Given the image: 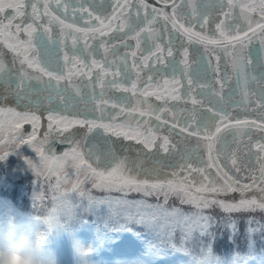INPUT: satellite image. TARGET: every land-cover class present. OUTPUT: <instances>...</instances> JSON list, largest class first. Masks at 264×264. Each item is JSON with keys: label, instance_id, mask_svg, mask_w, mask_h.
I'll return each instance as SVG.
<instances>
[{"label": "snow or ice", "instance_id": "snow-or-ice-1", "mask_svg": "<svg viewBox=\"0 0 264 264\" xmlns=\"http://www.w3.org/2000/svg\"><path fill=\"white\" fill-rule=\"evenodd\" d=\"M69 4V16L98 22V26L75 28L76 32H91L92 39L96 34L107 35L104 26L111 13L103 10L105 0H0V116L11 118L0 121V132L5 125L8 129L7 136L0 138V168L31 176L32 204L43 205L50 199L52 208L46 216L57 228L61 227L59 216L77 208L95 212L97 206L105 205L110 210L114 224L106 230L103 246L98 240L84 242L80 264H94L102 248L113 257H122L112 264H264V135L252 142L251 129L257 125L241 118L258 108V127L264 133V0H155V4L138 0L123 6L135 13L134 25L125 36L153 31L152 25L160 23L170 35L175 31L177 41L181 34L189 43L196 37V43L215 45L230 57L225 69L231 63L239 92L234 88L226 98L214 99L213 114H202L190 132L194 118H183L180 129L181 134L188 132L197 141L203 140L207 160L199 143L181 156L167 136L159 143L155 137L152 141L139 139L138 131L125 130L122 122L112 123L116 113L107 118L108 123L101 122L103 117L89 118L87 103L92 97L88 93L81 96L79 89L70 90L69 83H61L69 79L61 55L64 61H73L67 53L54 54L48 43L51 36L46 35L52 31L46 26L52 21L74 28L57 15L62 9L67 11ZM180 17L185 23H180ZM42 18L44 23H37ZM197 27L199 31H195ZM21 33L26 40L20 39ZM253 38L258 45L254 50L248 48ZM104 44L100 39L99 46ZM238 45L239 55L234 54ZM167 54L172 55L171 46ZM187 55L185 49V58ZM127 59L125 56L121 68ZM145 66L162 71L141 65ZM135 88L132 83L123 90ZM82 104L85 111H77ZM235 108L242 111L233 118ZM135 119L140 122L139 117ZM241 127L248 129L243 133L250 141L248 148L255 143L258 149L255 160L249 155L240 161L235 151L228 150L230 144L235 147L236 130ZM125 140L141 146L135 155L129 154L131 145L125 146ZM29 150L34 155L26 154ZM10 157L19 163H10ZM68 184L70 188L65 187ZM45 187L50 195L46 196ZM62 230L72 232L66 226Z\"/></svg>", "mask_w": 264, "mask_h": 264}, {"label": "flooded vegetation", "instance_id": "flooded-vegetation-1", "mask_svg": "<svg viewBox=\"0 0 264 264\" xmlns=\"http://www.w3.org/2000/svg\"><path fill=\"white\" fill-rule=\"evenodd\" d=\"M137 2L138 0H105L103 10L105 14L111 13L104 26L107 35L100 37L96 34V39H92L93 33L91 32L84 35L74 29L98 26L97 21L89 20L87 17L80 21L76 16H69L68 13L72 10L71 4H69L67 11L62 9L57 13L65 24H74V28L64 27L57 21H52L50 25H46L52 29L46 35L51 36L48 43L53 47L54 54L56 51L61 54L67 53L69 59L73 61L68 63L63 60L61 55L64 73L69 77L68 81H61V83H69L70 90L72 88L79 89L81 96L88 93L92 97V101L87 103L89 118L103 117L101 122L108 123L107 118L116 113L112 123L122 122L125 125V130L138 131L140 133L139 139L152 141L155 137V142L159 143L160 138L167 136L172 143L177 145L181 156L186 149H191L199 143L202 155L207 160V151L204 148L203 140L197 141L195 137L189 136L188 132L181 134L180 129L184 127L183 118H194L195 122L191 123L188 129L190 132L192 128L196 127V122L201 120L202 114L208 116L213 114L216 108V105L212 103L214 99L219 100L222 96L226 98L230 90L234 88L239 92V88L235 84L236 76L231 63H228L227 71L225 69V62L229 61L230 57L222 48H217L215 45L205 46L196 43V37H193L192 43H189L188 38L181 34L179 41H177L175 31L173 30L170 35L167 27L161 29L160 23L152 25L153 31L147 33L141 31L139 36H125L129 27L134 25L135 13L131 7H128L126 11L123 6L125 4L131 6ZM239 2H247V0H239ZM147 3L155 4V0H147ZM179 19L180 23H185L182 17ZM37 23L43 24V18ZM118 28L122 30L117 31ZM195 31H199V27ZM115 37H122V39H113ZM20 39L26 40V34L21 33ZM73 39L76 41L75 45H73ZM100 39L105 41L103 46H99ZM137 42H139L138 48L136 47ZM32 44L34 46L36 44L35 34L32 38ZM169 46L172 49L171 56L167 54ZM257 47L256 38H253V42L248 45V48L254 50ZM97 48L98 50H96ZM149 49H151L150 52ZM185 49L188 53L186 58L184 56ZM196 49L201 51L197 52ZM114 52L117 54L113 55ZM239 52L240 47L238 45L234 54L239 55ZM133 53L135 56L132 55ZM28 54L34 55L31 50ZM125 56L128 59L125 66L121 68ZM145 56L148 57L146 62L143 60ZM217 56L221 58L217 60ZM93 61L96 63L93 64ZM145 63L151 68H159L162 71L159 73L151 71L148 66L142 68L141 65ZM214 68L215 71H213ZM148 76H151V80L146 79ZM225 79H227V83H224ZM132 83L136 84L133 91L123 90L130 88ZM222 83L223 88L221 89ZM217 90H221L219 95H217ZM145 91L154 93V95L143 96L142 93ZM157 96L160 99H157ZM173 96L176 99H173ZM193 99L197 103L193 104ZM223 102H226V99ZM157 108H160L161 111L156 112ZM76 110L85 111V108L82 104ZM141 111L145 112L146 115L140 117ZM241 111L238 108L232 109V117H236L237 113ZM258 115L257 108L255 111L250 110L247 116L241 117L257 125L251 129L252 142L264 135L258 127L261 124V121L257 119ZM125 116L128 118L125 119ZM157 116L160 117L159 120L156 119ZM136 117H139V123L135 119ZM165 120L167 123H164ZM174 121L177 122L176 128L170 132L169 129ZM230 122L234 123L235 121L230 119ZM247 130L243 127L237 129L235 147L230 144L228 149L235 151L240 161L249 155H252L255 160L258 153L255 143L252 144L251 149L248 148L250 141L243 134ZM150 135H152L151 138H149ZM123 143L128 145L135 142L125 140ZM62 147L64 150L68 149L67 145ZM216 147L219 149V144ZM152 151H155V148ZM196 166L193 163V167ZM245 166H247V162H245ZM167 171L173 170L167 169ZM192 175L195 176L196 173H192ZM0 195L3 196L2 193Z\"/></svg>", "mask_w": 264, "mask_h": 264}, {"label": "rangeland", "instance_id": "rangeland-1", "mask_svg": "<svg viewBox=\"0 0 264 264\" xmlns=\"http://www.w3.org/2000/svg\"><path fill=\"white\" fill-rule=\"evenodd\" d=\"M9 119L11 118L7 116H0V121H7ZM28 127V125H25V128ZM7 131L8 129L5 125L3 132H0V138L6 137ZM151 137L152 135H150L149 138ZM129 145H131L129 152L130 155H135L136 149L141 147L135 143H130L125 146ZM57 150L58 149H56V151ZM26 154L34 155L30 152V150L27 151ZM57 154H60V151L59 153L57 152ZM13 161L19 163L15 157H10L9 162L11 163ZM66 170L74 171L71 169ZM52 182H55V178H53ZM65 187L70 188L71 184H68ZM44 190L46 192V196L50 195L47 187H45ZM32 191L33 187L31 185L30 175L17 174L15 172L10 173L9 170L0 168V193L3 194V196L0 195V215L5 217L19 216L24 213L33 212L37 215L46 216L52 208L51 200L46 198L43 205L39 203L32 204ZM93 194L101 195L100 193L95 192ZM17 209L20 211H17ZM59 220L61 225L70 227L71 231L74 233H65L55 236L63 251V253L58 256L60 264H76L72 248L73 239L78 238L83 242L88 243L98 240L102 246L106 230L110 231L111 226L114 224L110 210L105 205L97 206L95 212L88 209L81 211L77 208L72 214H61L59 216ZM240 243L241 249H243L242 240ZM257 251H259V246Z\"/></svg>", "mask_w": 264, "mask_h": 264}, {"label": "clouds", "instance_id": "clouds-1", "mask_svg": "<svg viewBox=\"0 0 264 264\" xmlns=\"http://www.w3.org/2000/svg\"><path fill=\"white\" fill-rule=\"evenodd\" d=\"M45 215L33 212L19 216L0 215V264H60L51 247L52 238L65 233ZM83 241L72 240L74 260L80 264Z\"/></svg>", "mask_w": 264, "mask_h": 264}, {"label": "water", "instance_id": "water-1", "mask_svg": "<svg viewBox=\"0 0 264 264\" xmlns=\"http://www.w3.org/2000/svg\"><path fill=\"white\" fill-rule=\"evenodd\" d=\"M60 150H57V152H59Z\"/></svg>", "mask_w": 264, "mask_h": 264}, {"label": "trees", "instance_id": "trees-1", "mask_svg": "<svg viewBox=\"0 0 264 264\" xmlns=\"http://www.w3.org/2000/svg\"><path fill=\"white\" fill-rule=\"evenodd\" d=\"M109 227V226H108ZM112 227V226H111Z\"/></svg>", "mask_w": 264, "mask_h": 264}]
</instances>
